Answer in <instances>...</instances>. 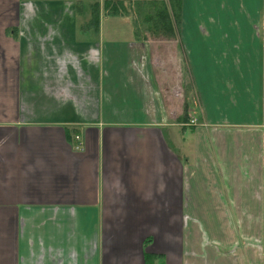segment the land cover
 <instances>
[{"label":"crops","instance_id":"0c3cea01","mask_svg":"<svg viewBox=\"0 0 264 264\" xmlns=\"http://www.w3.org/2000/svg\"><path fill=\"white\" fill-rule=\"evenodd\" d=\"M84 15L0 0V264H264V0Z\"/></svg>","mask_w":264,"mask_h":264},{"label":"trees","instance_id":"16d2710c","mask_svg":"<svg viewBox=\"0 0 264 264\" xmlns=\"http://www.w3.org/2000/svg\"><path fill=\"white\" fill-rule=\"evenodd\" d=\"M182 0H101L90 5V19L83 30L99 28L103 17L129 16L132 27L147 31L151 37L172 39L175 28L180 27ZM187 113L181 117L189 123Z\"/></svg>","mask_w":264,"mask_h":264},{"label":"rangeland","instance_id":"374dc122","mask_svg":"<svg viewBox=\"0 0 264 264\" xmlns=\"http://www.w3.org/2000/svg\"><path fill=\"white\" fill-rule=\"evenodd\" d=\"M31 3H34L36 0H29ZM71 1V0H70ZM73 1H80V8H81V13L84 15H88L89 16V9H90V5L96 3V2H101V0H73ZM85 16V15H84ZM131 26L133 25L131 21H128ZM120 25V23H118ZM121 26V25H120ZM122 28V27H119ZM120 39H124V38H120ZM193 98H192V102H193Z\"/></svg>","mask_w":264,"mask_h":264},{"label":"built area","instance_id":"2783aa9c","mask_svg":"<svg viewBox=\"0 0 264 264\" xmlns=\"http://www.w3.org/2000/svg\"><path fill=\"white\" fill-rule=\"evenodd\" d=\"M190 124H195V121L191 120ZM74 143H76V145L73 146L74 147V148H72L73 150H75V151H82L83 150V144L80 141L79 137H75Z\"/></svg>","mask_w":264,"mask_h":264}]
</instances>
